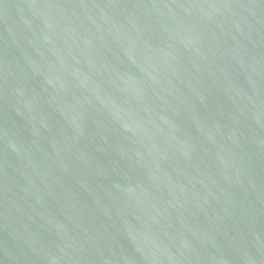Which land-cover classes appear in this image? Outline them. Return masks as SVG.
<instances>
[{
    "label": "water",
    "instance_id": "obj_1",
    "mask_svg": "<svg viewBox=\"0 0 264 264\" xmlns=\"http://www.w3.org/2000/svg\"><path fill=\"white\" fill-rule=\"evenodd\" d=\"M0 264H264V0H0Z\"/></svg>",
    "mask_w": 264,
    "mask_h": 264
}]
</instances>
